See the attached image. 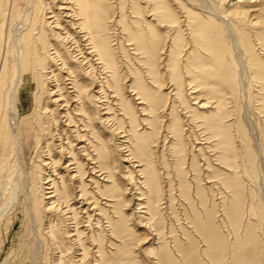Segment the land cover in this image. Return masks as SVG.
<instances>
[{
	"label": "bare ground",
	"instance_id": "1",
	"mask_svg": "<svg viewBox=\"0 0 264 264\" xmlns=\"http://www.w3.org/2000/svg\"><path fill=\"white\" fill-rule=\"evenodd\" d=\"M108 1L0 0V153L4 159L0 160V172L9 167L11 160L15 169L14 177L6 174L9 178L3 187H11L12 192L25 197L32 220L37 218L31 207L36 202L35 194L39 195L47 213L56 211L74 220L77 234L70 236L71 232L67 231L68 238L80 234L75 205H80L78 212L83 215L95 212L98 207L88 188L92 187L91 192L101 200L111 202L104 198V184L112 183L118 170L110 173L111 159L103 152L107 148L101 140V132L108 130L119 141L116 147L121 152V168L131 169L143 180L149 193H157L158 187L150 178L152 175L156 178L149 153L155 146H149V142L158 135L154 125L159 122L160 109L163 108V112L165 107L157 96L166 79L181 89L185 86L182 80L186 79L185 99L197 109L196 118L202 117L200 113L213 106L217 111L223 107L222 102L210 98V94L218 96L228 87L231 94L245 89L246 47L251 44V34L264 46V0H127L134 6H131L133 16L130 15L133 20L123 26L121 18L109 15ZM120 36L126 38L142 75L141 82L135 79L130 86V96L136 103L134 108L132 104H123V98L118 99ZM184 63L186 67H181ZM158 64H163L162 73L158 71ZM257 80L264 90V75H259ZM179 91L175 93L177 99L182 95ZM29 93L32 97L39 93L46 98L39 106L42 120L36 121V127L29 132L30 138H36L30 158L31 141L24 143L23 134L31 128L34 115L21 117L25 109L23 98ZM113 102L116 103L114 109L110 107ZM134 110L141 113V117L145 116L134 128L142 124L150 130L149 134L132 131ZM222 116L225 114H219V119ZM125 120L130 124L134 140L129 139V131H120V121ZM233 121L236 126L237 119ZM218 122L206 123L213 125L217 137H225L226 127ZM170 127L173 136L180 137V123L176 120ZM147 140L149 142L145 143ZM226 151L230 152V170H233L238 165L231 138L230 149ZM243 167L250 170L247 162ZM119 179L123 180L121 176ZM261 191L258 194L264 219V191ZM145 204L148 206L142 209H147L151 216L153 210L149 202ZM115 230L122 232L121 222L115 224ZM34 242L32 253L36 259L37 238Z\"/></svg>",
	"mask_w": 264,
	"mask_h": 264
},
{
	"label": "rangeland",
	"instance_id": "2",
	"mask_svg": "<svg viewBox=\"0 0 264 264\" xmlns=\"http://www.w3.org/2000/svg\"><path fill=\"white\" fill-rule=\"evenodd\" d=\"M126 1L107 2L109 15L121 18L122 26L133 20L130 15L133 16L131 8L134 6ZM122 38L120 36L119 39ZM125 39L121 40L124 45L119 40L117 51L120 64L118 69H121L118 70V75L121 73L118 76V99L123 98V104H132L131 107L134 108L136 103L130 96V86H133L135 79L136 82L137 79L141 82L142 75L140 67L136 65L137 61H133V52L129 51ZM249 40L251 44L246 47L248 56L245 57V89L241 88L239 92L231 94L226 86V92L218 93V96L213 95L215 93L209 95L210 98L222 102L221 110L217 111L213 106L206 113L201 112L202 117L196 118L197 109H194L188 98L185 99L188 91L186 79L182 80V85H185L183 89L166 79L164 88L162 87L157 96L165 107L163 112V108L160 109L159 122L154 125L158 135L151 137L150 142L144 141L149 142V146H155L150 148L149 153L156 178L153 175L150 178L158 187L157 193H149L147 186L142 184L143 180L130 171L131 169L121 168V152L116 147L119 141L108 130L101 132V140L107 148L103 152L111 159L108 163L112 168L110 173L118 172L112 182L114 186L112 183L104 184V198H109L111 202L101 200L91 192L92 187H87L98 203L95 212L83 215L78 212L80 205L75 203L76 225L80 233L78 237L68 238L65 234L67 231L71 232L70 236L77 234L74 232L75 221L56 211L53 214L47 213L38 194L34 197L36 204H31L34 214L37 213L36 220H32L25 197L19 192H12L11 187H3L5 180L8 181L9 178L6 174L12 177L15 174L14 162L11 160L9 167L0 172V264H36L37 261V264H264L263 205L258 194L261 190L264 191V90L260 86L261 81L259 83V79L257 80L259 75H264V46L255 35L251 34ZM162 65H157L161 73ZM181 65L184 67L185 63ZM178 89L182 95L177 99L175 93ZM167 93L172 94L169 95L170 101ZM37 94L35 97L31 93L24 96L25 109L21 113V117L32 113L34 115L31 128L23 134L24 143L31 141L29 158L32 157L36 144V138H30L29 132L36 127V121L42 120L39 106L46 100ZM225 95H228L227 99ZM113 103L110 104L111 108L116 104ZM137 112H132V131L147 135L150 130L145 129L144 125L139 124L138 128H134L137 121L143 122L145 119V116L141 117V113ZM219 114L225 116L219 119ZM234 119L238 121L236 126ZM176 120L182 127L178 138L173 136L170 129ZM207 121L211 124L219 121L218 125L226 127L227 135L217 137L213 125L210 124V127ZM120 124V131H129V139L134 140L128 120L120 121ZM230 138L232 148L237 154L238 166L233 170H230V152L226 151L230 149ZM2 158L0 153V160L4 161ZM28 162L30 164V160ZM245 162L250 166L249 171L243 167ZM29 171L32 173L31 164ZM126 173L127 178L124 176ZM120 176L123 180L119 179ZM65 183L69 185L70 182L66 179ZM139 199L142 201H136ZM147 202L153 210L151 216L147 209H142L148 206L145 204ZM118 222L122 223V232L115 230ZM36 238L39 246L35 259L32 247Z\"/></svg>",
	"mask_w": 264,
	"mask_h": 264
}]
</instances>
